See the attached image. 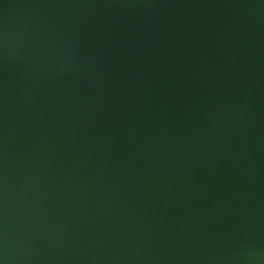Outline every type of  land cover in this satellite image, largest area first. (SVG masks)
<instances>
[{
    "label": "water",
    "instance_id": "95a60500",
    "mask_svg": "<svg viewBox=\"0 0 264 264\" xmlns=\"http://www.w3.org/2000/svg\"><path fill=\"white\" fill-rule=\"evenodd\" d=\"M0 264H264V0H0Z\"/></svg>",
    "mask_w": 264,
    "mask_h": 264
}]
</instances>
